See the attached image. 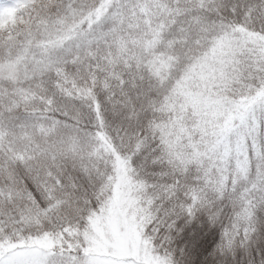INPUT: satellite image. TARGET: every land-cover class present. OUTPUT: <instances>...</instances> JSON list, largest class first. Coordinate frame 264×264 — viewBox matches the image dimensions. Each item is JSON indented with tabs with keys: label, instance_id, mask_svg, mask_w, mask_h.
Listing matches in <instances>:
<instances>
[{
	"label": "snow or ice",
	"instance_id": "obj_1",
	"mask_svg": "<svg viewBox=\"0 0 264 264\" xmlns=\"http://www.w3.org/2000/svg\"><path fill=\"white\" fill-rule=\"evenodd\" d=\"M0 264H264V0H0Z\"/></svg>",
	"mask_w": 264,
	"mask_h": 264
}]
</instances>
